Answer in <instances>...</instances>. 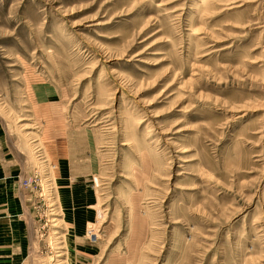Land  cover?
Returning a JSON list of instances; mask_svg holds the SVG:
<instances>
[{"label":"rangeland","instance_id":"rangeland-1","mask_svg":"<svg viewBox=\"0 0 264 264\" xmlns=\"http://www.w3.org/2000/svg\"><path fill=\"white\" fill-rule=\"evenodd\" d=\"M25 264H264V0H0V189Z\"/></svg>","mask_w":264,"mask_h":264},{"label":"crops","instance_id":"crops-1","mask_svg":"<svg viewBox=\"0 0 264 264\" xmlns=\"http://www.w3.org/2000/svg\"><path fill=\"white\" fill-rule=\"evenodd\" d=\"M22 203L12 186L0 189V264H25L30 254V225L19 215Z\"/></svg>","mask_w":264,"mask_h":264}]
</instances>
